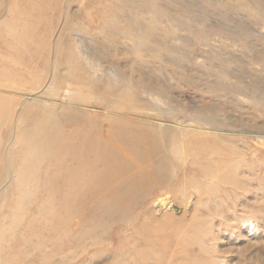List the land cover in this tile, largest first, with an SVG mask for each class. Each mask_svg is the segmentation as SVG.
Masks as SVG:
<instances>
[{
  "label": "rangeland",
  "instance_id": "obj_1",
  "mask_svg": "<svg viewBox=\"0 0 264 264\" xmlns=\"http://www.w3.org/2000/svg\"><path fill=\"white\" fill-rule=\"evenodd\" d=\"M11 1L15 0H0V56L2 55L0 70H10L0 76V81L3 80L2 78H6L8 81L13 80L14 76L10 73L14 71L19 75L20 82L22 84L29 83V87L34 85L32 82L34 77H40L42 80L44 78L48 83L47 80L51 79L55 72L54 64L57 59L61 73L74 72V70L71 71L72 68H69L70 52L74 46H78L81 52L86 51L82 53L89 51L88 54L94 58L95 63L101 66L100 74L113 75L111 71L118 70L122 78L111 76L112 81L114 80L111 83L104 77L100 83L98 81L96 86L91 88L95 83L93 84L89 80L90 73L83 63L75 69V74L78 72V75H82L87 81L82 85L73 83L74 87L70 86L75 98L83 100V94L93 93L94 97L108 96L112 101H119L122 97V103L127 104L130 98H123V95L119 94L121 91L127 93L132 86L143 85L148 88L158 85L164 90L163 97L165 99L161 103H156L153 98L151 100L143 92L144 87L140 89L142 91L139 92V95L146 102L148 101L147 103H150L149 106L153 109H166L165 114L168 116L188 118L192 114L209 113L222 120L238 121L243 126L249 124L245 125L250 126L248 128L256 127L258 130H264V0H155V2L159 1L156 4L154 0H17L13 4ZM157 4L158 8H156ZM159 8L161 10H158ZM87 14H89L88 17ZM120 19L121 23H119ZM6 21H8L7 27H5L6 25L3 27ZM24 22L25 24H23ZM109 24L111 28H109ZM148 24L152 26L150 27ZM116 25L119 30L114 28ZM146 26L149 27L146 28ZM139 28L141 31L137 34ZM7 29L11 31L8 32ZM128 30L131 31V35ZM113 32L114 36H111ZM61 37L63 40L60 39ZM56 40L63 45L60 53L55 51L53 45ZM146 40L150 42L146 43ZM7 45H10L9 48ZM41 48H45L46 51L42 55V59L38 56ZM30 74L32 75L30 76ZM16 81L18 80L16 79ZM110 83L114 85L111 86ZM87 86L89 89L86 88ZM105 88L108 90L106 91ZM239 88L245 90L244 94ZM113 89H115L116 95H113ZM239 94L241 95L238 96ZM4 103L7 106L8 103L6 101ZM124 104L118 108L125 111L132 110ZM15 113L17 110L10 111L8 124L0 127V136L4 133V129L11 126L9 124L16 120ZM251 114L256 119L253 122H248L246 119ZM261 115L263 116L261 117ZM79 123V126H82L80 129L84 128L83 130H85V127H88L87 130L91 132L102 131L103 123L109 127L112 126L109 122L100 120L93 122L82 120ZM68 126L76 128L71 123H68ZM20 132V130L14 129L15 139H18ZM78 133L80 134V131ZM254 141L244 142L241 139L232 141L231 149L242 155V159L237 162L238 167L231 173L234 178L230 175V178L236 181V187L226 186V189L229 190V195L228 193L227 195L230 198L222 192L221 186L213 185L209 189V192L215 191L213 193H218L220 197L213 198L214 195L212 192L210 193L211 205L201 206L206 212L198 215L201 222L198 223L199 227L196 228L198 230H195L193 236L190 235L191 237L184 243L175 242L172 244L170 240L167 242L168 252L166 255H162L165 264L169 263V258L170 261L177 258L173 264H177V262L178 264H187L186 262L188 264L194 262V264H264V147L256 148L257 150L255 147H250L251 144L256 145V141ZM169 145V143L162 142V149L166 156L174 162L175 157L170 152ZM96 150L93 153L98 156V152L103 153L104 148L100 147ZM170 170L167 171L170 173ZM45 171L47 170L43 164L40 168L39 181L37 180L39 183L36 189L37 193L30 195L27 208L23 210L26 212L23 213L21 223L12 234L7 236V241L4 242L5 246L1 248L0 264H44V262L45 264H109L113 261V258L109 257L113 253H120L122 257H127L129 254L125 249H119L117 244L122 241L127 247H130L137 243L130 238L124 241L126 224H131L124 220L132 219L133 224L139 223L141 217L143 220L141 209L139 212V208L134 207L138 203V198H135L127 207V214L126 211L119 215L115 214L108 221H103L100 214H96L94 218L85 214L84 220L87 221L84 227L82 226L81 230L74 228L75 220L72 219L70 225H73V229L76 231H69L70 220L65 218L66 213L60 209L64 192L61 185L57 184L61 183L57 179L53 182L47 180L52 174L47 175L48 171L46 173ZM4 180H0V192L2 190L0 199L2 201H0L1 227H3L1 223L6 222L7 225L10 223L21 199L17 194H23L21 190H17V192L9 190V181ZM238 180L243 181V184ZM31 181L37 183V181ZM98 182L100 183L101 179ZM33 186L31 184V187ZM151 194L154 197L157 191ZM235 194H239V197ZM196 198V194L189 197V203H187L189 207L196 202ZM223 198L225 202H223ZM7 205H11V207L7 208ZM214 205L218 209H215ZM232 216L234 217L232 218ZM101 223H104V226ZM93 225L92 229L95 228V231L89 228ZM65 231L68 233L62 237L61 234ZM149 231L151 228H148L147 232L137 233V237L142 238ZM158 239V243L163 247L164 236H160ZM42 243L44 244L42 245ZM37 250H40V253ZM33 254L35 255L31 262L26 261L27 256ZM81 254L83 255L77 259L76 256ZM16 255H18V259L14 258Z\"/></svg>",
  "mask_w": 264,
  "mask_h": 264
},
{
  "label": "bare ground",
  "instance_id": "obj_2",
  "mask_svg": "<svg viewBox=\"0 0 264 264\" xmlns=\"http://www.w3.org/2000/svg\"><path fill=\"white\" fill-rule=\"evenodd\" d=\"M14 2H12V4ZM157 2L159 3V1H156L155 4ZM14 5L12 6L14 7ZM16 7L18 8V6ZM156 8H158V4ZM158 10L161 9L159 8ZM147 11H150L149 8ZM88 16L89 14H87V17ZM7 22L8 21L4 22L5 24H3V27L7 24ZM119 23H121V19ZM23 24H25V22ZM110 24L109 28H111ZM149 26H146V28ZM5 27H7V25ZM63 27L65 28V25H63ZM114 28H118L119 30L117 25ZM124 30L121 32L123 33ZM7 31L10 32L11 30L7 29ZM140 31L141 29L137 34H139ZM145 31H147V29H145ZM129 32L131 35V31ZM142 34L143 33H141V35ZM112 35L114 36V32L111 34V36ZM57 38L59 39V37ZM60 39H62V37ZM149 42L147 41L146 43ZM54 43L53 45L55 51L60 53L62 51L61 47L63 45H61L60 41L57 40L56 42L54 41ZM148 45L150 46V44ZM144 46H146V44H144ZM45 52V48H41L38 56L42 59V55H44ZM82 52L78 46H74L71 49L69 68H72L71 71L74 70V72H69L70 74L68 72L67 74L60 72V66L57 59L56 63L54 62L55 72L54 74L51 73L53 75L52 78L47 80L49 84L46 83V79L44 80V78L42 80L40 77H34V81H32L34 82V85L32 84V87H29V83L22 84L20 82L18 77L19 75L14 71H11L13 73L10 74H13L12 76H14L15 80L13 78V80L8 81V79L2 78L3 80L0 81L1 128L3 125L5 126L8 124L10 111L12 109L14 111L17 110V113H15L17 115L16 120L9 124L11 125L8 126L9 128L4 127V133L2 136H0V180L5 179L4 181H9V190H14L16 192L17 190H21L23 192L22 195L17 194L19 197H21V199L19 200V206L16 209V214L12 217L10 223L8 225L5 224L6 222L1 223L3 227L0 226V253L1 248L5 246L4 242L7 241V236H9L10 233L12 234L21 223L23 213L26 212L23 210L27 208L30 195L37 193L36 189L39 185L38 179L40 178V168L44 164L46 170L48 171H45V173L47 172V175L52 174L47 180L53 182L55 179H57L61 183L57 184L58 186L61 185V189L64 192L60 209L66 213L65 218H68V221L70 220L69 225L72 224V219L75 220L73 225L75 226L74 228L78 230H81L82 226L84 227V224L87 221L84 220L86 215L94 218L96 214H100V217L103 218V221H108L111 217H113V215H119L120 213L126 211L130 203H132L135 198H138V205L135 203L136 206L134 207H136V209L139 208V212L141 209L140 213L141 216H143V220L141 217L140 222L135 224H133L134 221L132 222V219L129 220L127 218L124 220L131 222V224H126L127 226L124 241L130 238L137 243L130 247H127L122 241L118 243V248L125 249L129 255L127 257H122L120 253H113L111 256H109L113 258V261L109 264H165L164 257L162 255H166L168 252L167 242L170 240L172 244L175 242L184 243L191 237L190 235L193 236L195 234V230H198L196 229L199 227L198 223L201 222V220L198 219V215L206 212L201 206L211 205V200H209L212 199L210 195L211 192L214 195L213 198L220 197L218 193H213L215 191L209 192V189L213 185H218V187L221 186L220 188H222V192L226 193V197H229V190L226 189V186H232V188L236 187V181H233L232 178H230V175L233 177L231 173L238 167L237 162L242 159V155L231 149L233 146L232 141L235 139H241L244 140V142L255 140L256 145L251 144L250 147H255V149L263 148L264 130H258L256 127L253 129L248 128L250 126L245 125L249 124H245L243 126V124L238 121H227V119L222 120L209 113H205L204 115L200 113V115L192 114L189 116L190 118L178 117L175 115L168 116L165 114L167 111L166 109H153L149 106L150 103L148 104V101L146 102L139 95V92L142 91L140 89L144 87L143 85H140V87L132 86L129 88L127 93L124 91L119 93L120 95H123V98H130L129 103L127 104H124L125 102L122 103V97H120L121 99L119 101H112L110 98H108V96L94 97L93 93L83 94V100H80L81 98H75L74 94L71 92L70 86H72L73 83L76 85H82L87 81V79L82 75H78V72L75 74V69L83 63L90 73V76L87 73L90 78L89 80H91V83H95V85H92L91 88L96 86L98 81L100 83V80L104 77H106L107 81L109 80L111 83L114 81H112L111 76H116L119 79L121 77L118 70H112L111 73L113 75H109V73L100 74L101 66L95 63L93 60L94 58L88 54L89 51L88 53ZM8 54L10 55V53ZM13 61L15 62L16 60ZM8 71L10 70H0V76H2L4 73H7ZM31 75L32 74H30V76ZM16 79L18 81H16ZM107 86L109 87V83ZM86 88H88V86ZM143 89V92L148 97H150L151 100L154 99L156 103H161L165 99V97H163L164 90L158 85H153L148 88L144 87ZM107 90L108 89H106V91ZM114 91L115 89H113V95H116ZM244 91L245 90H242V94H244ZM246 94L245 96H247ZM240 95L241 94L238 96ZM82 96L80 95V97ZM4 101L8 103L7 106ZM121 104L132 108V110L125 111L123 109H119L118 106H121ZM262 116L263 115H261V117ZM255 119L256 118L251 114V116H248L246 120L248 122H253ZM82 120L89 122H93L94 120H100L101 122L107 121L112 126L109 127L107 124L103 123V132L100 130L91 132L87 130L88 127H85V130H83L84 128L80 129L82 126H79V122H82ZM68 123L75 125V129L77 130L70 126L67 127ZM14 129L21 131L18 135V139H15L16 136L14 135ZM79 131L80 134L78 133ZM162 142L164 144H170L169 150L175 157L174 162H172L166 156L162 149ZM100 147L104 148L103 153L98 152V156H95L97 154L93 153L94 150ZM167 170H170L171 174ZM100 179L101 182L99 183L98 181H100ZM31 180L38 181L37 183H32ZM239 182H242L243 184V181ZM31 184L34 186L31 187ZM154 191H157V194L156 196L152 197L151 193ZM194 194H196L197 197L196 202L189 207L187 204L189 203L188 199L189 197L194 196ZM1 196L2 190L0 192V199ZM236 196L239 197V194ZM260 199L262 200V198ZM222 200L225 202L224 198ZM8 207H11V205H7V208ZM214 207L215 209H218L216 205H214ZM4 211L6 210L4 209ZM252 212H254V210H252ZM127 213L128 211H126V214ZM217 213L215 214L219 215ZM233 217L234 216H232V218ZM103 224L104 223H101V225ZM73 225H70L69 231H76V229H73ZM93 227L94 225L89 228L94 230L95 228L92 229ZM148 228H151L149 233L142 236V238L137 237V233L147 232ZM67 233L68 231H65L61 234V236L64 237V235ZM61 236L58 237L61 238ZM160 236H164L165 238V244L163 247L158 243V238ZM24 237L26 238L25 235ZM37 238L39 239V237ZM79 240L81 239L79 238ZM194 240L198 241L199 239ZM200 243L202 242L197 244ZM43 244L44 243H42V245ZM40 245L38 246L40 247ZM59 247H61V245H59ZM37 251L40 253V250ZM34 255L35 254L29 256L26 255V261L31 262V260L34 258ZM82 255L83 254L77 255L76 258L79 259ZM14 258L18 259V255H16ZM176 259L177 258H174L170 261L169 258L168 264H173ZM189 262L191 263V260ZM186 263L188 264V262Z\"/></svg>",
  "mask_w": 264,
  "mask_h": 264
}]
</instances>
